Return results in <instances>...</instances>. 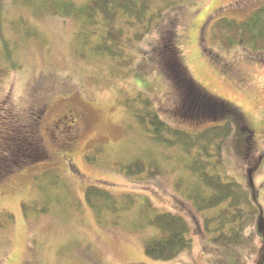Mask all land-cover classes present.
<instances>
[{
	"label": "rangeland",
	"instance_id": "374dc122",
	"mask_svg": "<svg viewBox=\"0 0 264 264\" xmlns=\"http://www.w3.org/2000/svg\"><path fill=\"white\" fill-rule=\"evenodd\" d=\"M73 1L81 5L86 0ZM263 6L264 0H194L168 13L165 20L176 23L193 78L211 96L236 106L254 130L255 151L247 159L249 164L232 147L225 171L250 189L254 204L264 211V53L243 47L226 49L211 38L217 21H244ZM24 22L41 39H26ZM76 28L72 19L36 18L28 8L11 3L0 7V69H8L0 75V104L11 103L23 118L47 105L38 132L50 156L48 161L28 165L0 181V214L8 212L15 219L0 230V264H238L237 254L211 241L203 216L174 187L180 172L141 181L127 179L110 166L140 156L154 159L158 148L116 106L117 91L106 86L104 69L78 58L73 44ZM199 28L203 29L200 44ZM159 30L160 26L155 27L135 50L134 72L128 83L117 81L116 85L133 96L147 92L156 108L165 113L172 110L173 90L151 51L159 42ZM39 82L36 98L34 87ZM96 147L99 151L94 154ZM92 152L95 159L106 163H89L87 154ZM250 168H255L251 177ZM90 186L116 195L131 194L138 200L126 212L106 213L97 219L85 200ZM144 198L159 212L188 221L192 249L177 260L157 261L145 254L146 240L158 230L140 213ZM261 258L259 253L247 264H260Z\"/></svg>",
	"mask_w": 264,
	"mask_h": 264
},
{
	"label": "trees",
	"instance_id": "16d2710c",
	"mask_svg": "<svg viewBox=\"0 0 264 264\" xmlns=\"http://www.w3.org/2000/svg\"><path fill=\"white\" fill-rule=\"evenodd\" d=\"M190 1L194 0H86L78 5L73 0H0V7L11 3L28 8L36 18L54 16L74 20L76 55L104 69L106 86L117 91L116 106L121 107L139 133L158 148L154 159L140 156L110 166L127 179L141 181L180 172L174 187L194 211L203 216L211 241L237 254L238 264H247L259 253L263 263L264 211L254 204L250 189L225 171L232 147L241 160L248 163L247 159L255 151V132L236 106L211 96L193 78L184 60L176 23L165 20L168 13ZM27 26L26 39H41L34 27ZM157 26H160L159 42L151 51L173 90L172 110L165 113L156 108L147 92L138 91L133 96L116 85L117 81L128 83L134 72L135 50ZM211 38L213 43L226 49L243 47L264 53V6L244 21H217ZM207 53L216 62L209 50ZM7 72L8 69H0V75ZM40 83L36 89L41 88ZM44 111L43 108L23 118L11 103L0 104V181L28 165L50 159L38 132ZM98 151L97 147L93 150L94 154ZM93 152L87 154V161L103 166L106 162L95 159ZM262 158L257 160L258 164ZM254 171L255 168L247 169L250 177ZM85 200L100 219L106 213L128 211L138 199L131 194L116 195L105 188L90 186L85 191ZM139 210L149 226L158 230V234L144 244L149 258L174 261L192 249L190 226L185 218L159 212L148 198L143 199ZM208 212L212 214L206 215ZM14 220V215L8 212L0 214V230L12 225ZM248 229L250 233L246 232Z\"/></svg>",
	"mask_w": 264,
	"mask_h": 264
},
{
	"label": "flooded vegetation",
	"instance_id": "af4514ba",
	"mask_svg": "<svg viewBox=\"0 0 264 264\" xmlns=\"http://www.w3.org/2000/svg\"><path fill=\"white\" fill-rule=\"evenodd\" d=\"M202 28H199V37L197 38V42L200 44V42H202V40H203V38H202ZM40 89H36V87H34V93H35V95L33 96V97H35L36 96V98H37V95L39 94V91ZM44 105H46V104H44ZM47 106V105H46ZM45 106V107H46ZM45 107H43L44 109H46ZM69 116L71 117V119H73V121L71 120V122L72 123H75V118H74V115L72 114V111H69ZM64 118V117H63Z\"/></svg>",
	"mask_w": 264,
	"mask_h": 264
}]
</instances>
